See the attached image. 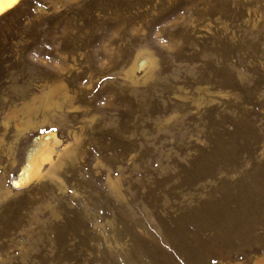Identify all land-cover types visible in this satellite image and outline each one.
Here are the masks:
<instances>
[{"label":"rangeland","instance_id":"obj_1","mask_svg":"<svg viewBox=\"0 0 264 264\" xmlns=\"http://www.w3.org/2000/svg\"><path fill=\"white\" fill-rule=\"evenodd\" d=\"M185 257L264 264V0H20L0 15V264Z\"/></svg>","mask_w":264,"mask_h":264},{"label":"bare ground","instance_id":"obj_2","mask_svg":"<svg viewBox=\"0 0 264 264\" xmlns=\"http://www.w3.org/2000/svg\"><path fill=\"white\" fill-rule=\"evenodd\" d=\"M20 0H0V15L4 13L7 10H10L13 8ZM47 136V135H46ZM49 137V135L47 136ZM51 153L52 149L49 147L47 139L42 140L40 144L38 145L36 151L29 157L27 164L23 167L22 172L20 173L18 179L14 182L15 187H23L26 184H28L32 179L38 178L40 171V164L38 165V161H50L51 160ZM209 226H211V230L219 229L216 226V221L212 220ZM218 226V225H217ZM234 234V232H233ZM215 236H211V241L214 246H218L219 248H224L230 249L232 251L233 249V244L230 242L229 237L232 235V230H225L224 232L221 231V233L214 232ZM206 251V252H205ZM202 253L203 259H212L216 257H221L222 253L221 251H214L210 252L205 249L203 250L201 247H198V255L200 256ZM229 255V254H228ZM226 257H228L226 255ZM202 259V257L200 256ZM186 261V262H184ZM184 261H181V264L188 263L190 260L188 258H184Z\"/></svg>","mask_w":264,"mask_h":264}]
</instances>
